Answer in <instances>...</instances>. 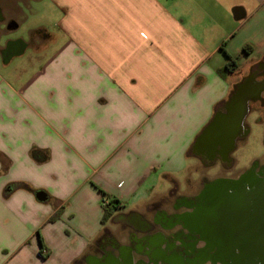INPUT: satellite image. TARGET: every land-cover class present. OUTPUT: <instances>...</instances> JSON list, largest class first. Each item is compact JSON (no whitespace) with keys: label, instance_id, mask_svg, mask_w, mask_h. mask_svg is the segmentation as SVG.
I'll use <instances>...</instances> for the list:
<instances>
[{"label":"crops","instance_id":"crops-1","mask_svg":"<svg viewBox=\"0 0 264 264\" xmlns=\"http://www.w3.org/2000/svg\"><path fill=\"white\" fill-rule=\"evenodd\" d=\"M46 8L39 70L18 90L0 73V264H92L121 246L147 247L144 236L157 232L147 223L173 211L164 204L175 202L177 175L208 161L199 137L264 67V0ZM160 180L168 189L156 197ZM104 196L112 215L102 224Z\"/></svg>","mask_w":264,"mask_h":264},{"label":"flooded vegetation","instance_id":"flooded-vegetation-1","mask_svg":"<svg viewBox=\"0 0 264 264\" xmlns=\"http://www.w3.org/2000/svg\"><path fill=\"white\" fill-rule=\"evenodd\" d=\"M0 17L2 19V15ZM12 26L13 24L9 23L8 27ZM4 48L5 45L0 49L2 56L11 52L10 49L4 52ZM254 74H257L258 80L256 82L249 80L236 92L241 100L233 99L226 102L224 109L216 114V118L211 122L208 130L201 134L196 143L198 148L204 152L205 158L208 159L200 167L194 168L198 170L200 176L199 189L185 197L177 195L175 202L171 204L173 207L171 213H165L161 208L155 212L154 224L147 223L150 230L155 231L154 226L156 225L158 227L156 231L163 235L175 234L177 230H182L187 236L192 233L196 235L197 228L189 225L188 221H184L182 217H190L197 213L198 207L206 205L204 202L196 201L200 195H203L204 198L216 192L217 223L216 226H213L212 231H216L219 241L210 244L207 235L210 228L204 226L202 234L194 239L195 246L199 248V251L221 250L239 253L242 249L264 248L262 242L243 241L253 233L264 237V160L255 158L238 173L232 171L236 163L233 153L250 132V127L246 122L247 116L252 112L264 113V67ZM244 97L248 98L245 107L247 113L240 122L238 120L244 112V107L241 104ZM210 170L214 171L212 176L209 175ZM256 188L263 195L254 194L252 197L246 195V192H254ZM176 189L177 183L171 187V192L175 196ZM204 214L205 220L208 219L209 214ZM193 264L224 263L218 260L211 261L207 255H202Z\"/></svg>","mask_w":264,"mask_h":264},{"label":"rangeland","instance_id":"rangeland-1","mask_svg":"<svg viewBox=\"0 0 264 264\" xmlns=\"http://www.w3.org/2000/svg\"><path fill=\"white\" fill-rule=\"evenodd\" d=\"M47 5L48 0H9L3 4V8L7 13L5 21L0 24V44L6 45L7 41L16 39H22L25 43H28L22 54L13 55L8 62H4L0 54V73L16 90L28 81L34 71L39 70L45 58L49 55L33 52L34 46L40 44L43 32H45L42 31L41 26L48 24L50 17H53V14L48 13ZM54 15L56 14L54 13ZM10 21L16 22L17 26L9 28ZM50 26L54 28L52 24ZM246 122L250 127V132L239 143L238 148L233 153V157L236 159L233 173H238L246 168L251 160L255 158L264 160V113L252 112L247 116ZM213 172L210 170L209 175L212 176ZM186 174H190L192 178L191 185L185 183ZM199 178L198 170H195L192 164L189 165L183 174L177 175L176 195L194 193L200 187ZM165 182L164 180L158 182L154 188L153 196L158 197L157 194L168 189V184ZM246 195L248 197L253 196L252 192H246ZM108 198L110 196H104L102 200H108ZM197 199L198 203H206L205 206L198 207L197 213L202 211L203 214L208 213L209 217L215 214L217 211L216 192L204 198L203 195H200ZM161 206L163 208V203H161ZM128 207H133V205L128 204ZM164 207L167 209L171 208L172 205L166 201ZM137 222L140 230L145 228L142 220ZM210 226L213 225L210 224ZM154 228L156 230L158 227L155 225ZM199 234L198 232L196 235L192 233L187 236L182 230H177L172 235H163L156 232L144 236L146 241H150L147 247L143 248L140 243L121 246L116 254L106 252L102 256L94 257L92 264H193L200 257L199 248L194 243V239ZM127 236L129 237V235ZM140 254H143L147 261L142 260ZM139 255L141 257L137 260H132V257L137 258Z\"/></svg>","mask_w":264,"mask_h":264},{"label":"water","instance_id":"water-1","mask_svg":"<svg viewBox=\"0 0 264 264\" xmlns=\"http://www.w3.org/2000/svg\"><path fill=\"white\" fill-rule=\"evenodd\" d=\"M26 47V43L22 39H16V40H9L6 42L4 52L10 49V53L6 56H2L3 61L7 62L13 55L21 54L23 50ZM247 100L248 98H244L241 101L242 106L244 107V112L242 113L241 118L238 121H242L243 117L246 115L247 110L245 109L247 105ZM211 123L207 126V128L204 130L205 132L208 130V127H210ZM204 134V132L202 133ZM233 143V140H232ZM255 191H258L257 188ZM252 192V194H259L263 195V193L258 192ZM217 206V205H216ZM217 209V208H216ZM201 215V216H200ZM217 213L211 215L208 219L205 220V214L201 211L198 213H195L194 215L190 217H182V219L185 221H188V224L191 226H194L197 228L198 232L202 234V228L204 226H209L210 230L207 232L208 234V240L210 244L218 242L217 234L216 231H212L214 228L213 226H216L217 223V218H216ZM200 219V220H199ZM213 225L212 227L210 226ZM206 228V227H205ZM213 228V229H212ZM245 242L249 243H264V237L259 236L257 234H251L249 237H246L243 239ZM202 255H207L211 261L218 260L222 261L224 264H264V248H251V249H242L239 253H234L232 251H221L217 250L215 252L208 251L203 252L200 251V257Z\"/></svg>","mask_w":264,"mask_h":264},{"label":"trees","instance_id":"trees-1","mask_svg":"<svg viewBox=\"0 0 264 264\" xmlns=\"http://www.w3.org/2000/svg\"><path fill=\"white\" fill-rule=\"evenodd\" d=\"M227 58H228V61L226 62L224 69H226L228 71L235 69L236 63H235L234 59L229 55H227ZM102 203H103L102 204L103 213H102V217H101V223L104 224L112 215V207L110 206L111 201L106 203V202H104V199H103ZM51 219H53V217ZM40 244L42 247V241L41 240H40Z\"/></svg>","mask_w":264,"mask_h":264}]
</instances>
